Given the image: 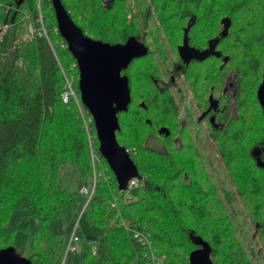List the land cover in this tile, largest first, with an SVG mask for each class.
Segmentation results:
<instances>
[{"label": "trees", "instance_id": "trees-1", "mask_svg": "<svg viewBox=\"0 0 264 264\" xmlns=\"http://www.w3.org/2000/svg\"><path fill=\"white\" fill-rule=\"evenodd\" d=\"M61 2L87 36L110 44L134 37L149 49L122 72L131 101L118 115L116 133L144 185L129 196L122 193L104 162L109 179L98 184L84 213L103 231L95 240L97 255L87 245L81 264H146L141 245L119 226L122 220L147 228V238L166 264H189L198 237L209 243L214 264H258L236 222L237 209L243 208L264 250V168L251 154L264 140V108L256 98L257 66L264 61V0H136L131 20L127 0H112L110 8L108 0ZM152 6L177 58L172 73L184 74L201 110L209 94L218 97L227 76L236 74L235 115L221 104L207 123L230 184L211 175L189 127L198 124L178 117L176 83L165 77L157 57L165 54L150 48L143 31L153 17ZM41 11L53 47L45 36L23 39V15L38 17L37 0H0V25L12 24L0 41V250L13 246L33 264H60L67 237H58L52 225L74 195L61 180L60 167L71 164L85 178L92 165L76 105L62 99V68L76 76L78 87L76 60L54 31L52 1L41 0ZM182 46L196 50L197 59L184 64L178 54ZM179 94L184 101L187 94ZM161 127L170 133L160 134ZM150 136L158 137L163 149L148 146ZM17 211L22 216L13 217ZM110 220L114 223L108 226ZM20 232L26 237L19 243Z\"/></svg>", "mask_w": 264, "mask_h": 264}, {"label": "water", "instance_id": "water-1", "mask_svg": "<svg viewBox=\"0 0 264 264\" xmlns=\"http://www.w3.org/2000/svg\"><path fill=\"white\" fill-rule=\"evenodd\" d=\"M108 1L110 8L112 0ZM52 7L59 34L76 60L80 99L94 119L99 151L114 173L118 189L125 191L129 180L138 175V168L116 136L120 130L118 114L127 111L131 101L129 79L122 75V71L134 59L146 56L149 49L134 37L123 44H110L87 36L73 21L61 0H52ZM178 52L184 63H189L196 56V52L187 46L181 47ZM258 98L264 105V76ZM216 107L217 101L211 97L209 109ZM159 133L168 135L169 131L162 127ZM252 155L257 165L264 168L259 150L252 151ZM194 242L198 248L189 254V264H214L210 245L200 237ZM0 264L33 263L18 255L10 246L0 250Z\"/></svg>", "mask_w": 264, "mask_h": 264}, {"label": "rangeland", "instance_id": "rangeland-1", "mask_svg": "<svg viewBox=\"0 0 264 264\" xmlns=\"http://www.w3.org/2000/svg\"><path fill=\"white\" fill-rule=\"evenodd\" d=\"M145 1H150V0H145ZM37 6H38V11H39L38 13H39V15L41 13L42 19H43V14L41 11V0H37ZM127 7H128L127 19L131 20L132 15H133V11H137L136 0H127ZM151 11L153 13V17L150 19V24L148 25V27L144 28L143 31L145 32L147 39L150 42V48L151 49L159 50L161 47H163V53L165 54L163 56L164 57L166 56L167 59L164 60L162 53H160V52L157 53V57H159V60L163 64H165L169 68L168 70L170 71V70H172L173 64L175 63V60L177 58H176L174 51L170 50V48L165 46L164 43L162 44L161 42L155 41V35L154 34H155V32H157L159 30H160L159 31L160 36H162L164 38V40H166V41H167V39H166L165 34L162 30V27H161V29L159 28L161 23L155 14L156 12H155L154 6H152ZM29 15L34 20H37L39 17V15L37 18H34L31 14H29ZM42 21L44 23V20H42ZM158 21H159V24H158ZM24 29H25V26H24ZM45 29L47 30L46 27H45ZM47 32H48V30H47ZM25 34H26V30L23 34V37ZM36 36H38V34H35L31 39H28V40L26 39L24 41H31ZM48 36H49V32H48ZM49 39H50V37H49ZM64 58L69 60V58L66 55H64ZM166 75H168V73H166ZM178 82H179L178 88L186 93L187 89L184 86L183 82L180 80V78H178ZM189 99H191V97L187 95L186 102H181V103H183V106L186 103L187 106L190 107V103L188 102ZM76 108H77L78 115L80 118L79 109L77 106H76ZM183 109L184 108H182V110ZM80 120H81V118H80ZM81 123H82V120H81ZM195 128L197 130H199V132H200L199 146H200L202 152L206 155L208 161L210 162L209 163V171H210L211 175L214 178H219L218 180H220V181H225L227 184H230V180L228 179L226 172H225V169L222 166V161H221L220 156H219V154L215 148V145H214L212 139L209 138V136H208L206 126L204 125V123H202V124H199L197 127L195 126ZM146 143L148 146H150L152 148L163 149L159 138L156 136L148 137ZM91 175H86L85 178H82L77 173V171L74 169V167L71 164H67V165L60 167V172H59L60 178L64 182V184L66 186H68L69 190L71 192H74V195L71 199V202L64 208L62 215L53 223L52 228H54L55 233L58 235V237H64V236L67 237V235L71 232L73 227L77 224L79 236L81 238V242L77 246L78 249L75 252H71L68 256V264H81L82 259H83V255L85 252V247L87 246L88 240L91 239V240L95 241L97 239V237L103 231L102 227H98L96 225L91 224L89 222V220L86 218L84 213L88 209V207L83 211L84 205L86 203V197L82 196L79 193L78 184L79 183L80 184L88 183ZM239 205L241 206V203ZM19 215H21V214H20V212L17 211L14 213L13 217H15V216L18 217ZM237 215H238L237 216L238 221L236 222V224L239 227L238 233L244 241V245H245L246 250L251 255L253 261H255L258 264H264V250L262 249L261 244L259 243L258 237L255 236L254 227L252 226L250 220L248 219L246 212L243 210V208L237 209ZM118 216H121V215L118 214ZM123 222L124 221L122 220L120 222L119 226H121L123 231L125 232L124 227H123ZM31 223L34 224L33 222H31ZM113 223H114V221L110 220L108 223V226H111ZM244 234H246V237L244 236ZM25 237L26 236L23 233H21V232L18 233V235H17L18 242L19 243L23 242ZM93 256H95V255H93ZM62 259H63V252L61 254L60 264L62 263ZM132 264H135V262H133Z\"/></svg>", "mask_w": 264, "mask_h": 264}, {"label": "built area", "instance_id": "built-area-1", "mask_svg": "<svg viewBox=\"0 0 264 264\" xmlns=\"http://www.w3.org/2000/svg\"><path fill=\"white\" fill-rule=\"evenodd\" d=\"M130 17V16H129ZM42 15L40 14L37 20H34L28 13H24L23 21L26 30V34L23 39L28 40L31 39L35 34L44 35L48 38L47 31L45 30V25L42 21ZM156 20V19H155ZM35 21V22H34ZM39 24V25H38ZM159 24V21H158ZM12 26L11 23H4L0 25V41L4 39L8 30ZM55 31L59 33L58 27H55ZM49 40V38H48ZM63 48H67V44L62 45ZM62 74L64 76V92L62 94V99L64 102L73 101L75 105L78 107L80 112V118L82 120V126L84 128L87 143L89 147V154L92 165V175L90 176V180L88 183L81 184L79 187V193L86 197L87 203L92 199L96 194V189L99 184V179H103L107 181L109 177L105 174L104 171H101L100 158L96 150L97 144V136L95 133V126L92 117L90 116L89 111L82 108V102L80 99V95L78 92V87L75 86L76 76L74 74H68L64 69L62 70ZM142 183V179L140 178H132L129 180L127 184V189L124 191L127 195H130V191L138 188ZM112 207H115L116 204L112 203ZM133 238L140 244H147L148 239L144 233H136L133 235ZM65 244L67 245L68 250L75 249L78 244H80V238L78 235L77 226L72 229V231L67 235ZM95 250V248H93ZM94 253L96 251H93ZM148 260H151L154 264H165V257L161 256L151 247L149 248V254L147 255ZM62 264H65L62 261Z\"/></svg>", "mask_w": 264, "mask_h": 264}, {"label": "flooded vegetation", "instance_id": "flooded-vegetation-1", "mask_svg": "<svg viewBox=\"0 0 264 264\" xmlns=\"http://www.w3.org/2000/svg\"><path fill=\"white\" fill-rule=\"evenodd\" d=\"M161 25H160V29H161ZM158 42H161L162 44L164 43L165 46L169 47L170 50H172L171 46L169 45L168 41L164 40V38L162 36L159 37V40ZM183 47V46H182ZM188 47V46H187ZM181 48V47H180ZM179 48V49H180ZM190 48V47H189ZM162 51H163V47H161ZM192 49V48H191ZM194 50V49H193ZM179 51V50H178ZM196 53V56H194V58L191 60H195L197 59L198 57V53L196 50H194ZM179 54V52H178ZM181 59V58H180ZM226 60V58H225ZM182 61V59H181ZM183 62V61H182ZM177 63V59L175 60V63L173 64V67L174 65ZM184 63V62H183ZM160 67L163 69L164 71V74H165V77H171L172 78V81L176 83V87L174 88V94L176 95L177 97V101H178V117L183 120V121H187V122H191V121H195L198 125L199 124H202L204 123V125L206 126L207 128V123L208 122H213L214 121V115L212 112H216L219 108V106L222 104V110L226 109L227 107L231 109V113L233 115H235V107H234V96L237 92V86H236V74L235 73H231L227 76L224 84H223V87H222V91L220 93V95L217 97L215 96L213 93L209 94L208 96V105L205 109L201 110L197 103L195 102L194 98H193V94H192V91L189 90V87H188V84L186 82V79H185V76L184 74H180V75H175L172 73V70H168L169 68L163 64L161 61H160ZM185 64V63H184ZM178 65V64H177ZM176 65V66H177ZM258 70H260L261 72V80L257 86V89H256V98H257V101L259 103V105L264 108V105L261 104L259 98H258V89L263 81V76H264V61L262 63V67L261 65H258L257 66ZM173 69V68H172ZM166 73H168V75H166ZM123 75V74H122ZM178 78H180V80L183 82L184 86L186 87L187 89V92H183L182 90H180L178 88ZM165 81V80H164ZM167 82V81H165ZM168 83V82H167ZM130 86V85H129ZM130 91H131V88H130ZM180 92H183L185 94H187L188 96L191 97V99L188 100V102L190 103V107L187 106V104L185 103V105L183 106V103L181 102H186V99H187V95H186V99L183 101L180 98ZM211 97L213 98L214 101H217V107L214 109H209V107L211 106ZM227 100H231V103L228 104L226 103ZM182 108H184L182 110ZM187 108H189L190 112L187 111ZM209 109V110H208ZM119 115V114H118ZM197 125V126H198ZM196 126V127H197ZM192 133L194 134L195 138L198 140V143H199V138H200V132L199 130H197L192 123H190L189 125ZM162 128V127H161ZM160 128V129H161ZM166 128V127H165ZM159 129V130H160ZM169 131V130H168ZM159 132V131H158ZM96 133V131H95ZM170 133V132H169ZM199 133V136L198 134ZM207 133H208V129H207ZM209 136V134H208ZM255 149L259 150V153H260V158L261 160L264 161V158H262V155H264V140L262 141V144H260L259 146H255L252 150H251V154H252V151H254ZM253 156V155H252ZM254 157V156H253ZM255 158V157H254ZM256 160V158H255ZM257 162V161H256Z\"/></svg>", "mask_w": 264, "mask_h": 264}, {"label": "bare ground", "instance_id": "bare-ground-1", "mask_svg": "<svg viewBox=\"0 0 264 264\" xmlns=\"http://www.w3.org/2000/svg\"><path fill=\"white\" fill-rule=\"evenodd\" d=\"M52 1V0H51ZM41 14V13H40ZM46 30V29H45ZM47 31V30H46ZM54 31H55V28H54ZM56 32V31H55ZM57 33V32H56ZM47 34H48V32H47ZM39 35V34H38ZM40 36H44V35H40ZM46 37V36H45ZM48 38H49V36H48ZM47 38V39H48ZM4 40V39H3ZM2 40V41H3ZM50 43H51V40L49 39L48 40ZM51 45H52V47H53V44L51 43ZM77 65V64H76ZM130 65V64H129ZM62 68V67H61ZM62 70H63V68H62ZM125 70V69H124ZM123 72V71H122ZM124 76V75H123ZM130 95H131V91H130ZM82 102V101H81ZM84 104L82 103V108L83 109H85V110H87V111H89L85 106H83ZM90 113V112H89ZM90 116L92 117V115L90 114ZM92 119H93V117H92ZM118 120H119V118H118ZM93 121H94V119H93ZM95 126V125H94ZM95 131H96V129H95ZM96 136H97V134H96ZM98 139V138H97ZM98 145L96 146V150H97V153H98V155H99V158H100V165H99V167L101 168V171H104L105 172V174H106V169H105V167H104V162L106 161L105 159H104V157L101 155V153H100V151H99V142L97 143ZM124 147V146H123ZM125 148V147H124ZM126 149V148H125ZM126 151L129 153V150L128 149H126ZM90 153V152H89ZM129 155H130V153H129ZM131 157V156H130ZM132 159V158H131ZM107 162V161H106ZM134 162V161H133ZM136 165V164H135ZM138 168V167H137ZM107 175V174H106ZM108 176V175H107ZM109 177V176H108ZM137 178H140V179H142V183L143 184H141L140 186H143L144 185V178L143 177H140L139 176V171H138V175L136 176ZM136 177H133V178H136ZM102 178L101 179H99V183L100 182H102ZM139 186V187H140ZM122 193L124 192V191H121ZM94 198V196L92 197V199ZM91 199V200H92ZM91 200L87 203V199H86V203H85V205H84V208H83V211L88 207V205L90 204V202H91ZM113 203H115L116 204V202L115 201H113ZM75 226H78L77 224L75 225ZM74 226V227H75ZM74 227H73V229H74ZM123 227H124V230H125V232L131 237V239L132 240H134L135 242H137L134 238H133V235L134 234H136V233H144L145 235H146V233H145V231H147V228H140V227H138V226H129L128 224H126V223H124L123 222ZM77 229H78V227H77ZM72 231V230H71ZM78 235H79V231H78ZM146 237H147V235H146ZM79 238H80V236H79ZM148 239V238H147ZM205 241V240H204ZM80 242H81V238H80ZM208 243V242H207ZM137 244H140V243H137ZM209 244V243H208ZM79 245V244H78ZM87 245H91L92 246V248H91V251H92V254L93 255H97V250H96V247H97V241H94V240H88V243H87ZM141 245V247H142V249H143V259L144 260H146V264H154L151 260H148V257H147V255L149 254V248L151 247L153 250H155L156 251V249L153 247V245H152V243H151V241L148 239V243L147 244H140ZM93 248H95V250H93ZM78 248L76 247L75 249H73V250H68L67 249V245L66 244H64V249H63V259H62V261H64L65 262V264H68V256H69V254L71 253V252H75L76 250H77ZM93 251H96L95 253L93 252ZM157 252V251H156ZM212 252V251H211ZM161 256H164V255H161ZM139 257V256H138ZM165 257V256H164ZM212 257V256H211ZM214 263V262H213ZM62 264V263H61ZM166 264V263H165Z\"/></svg>", "mask_w": 264, "mask_h": 264}]
</instances>
